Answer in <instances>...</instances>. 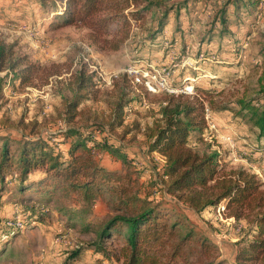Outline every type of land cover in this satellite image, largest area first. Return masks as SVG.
Masks as SVG:
<instances>
[{"label":"rangeland","instance_id":"rangeland-1","mask_svg":"<svg viewBox=\"0 0 264 264\" xmlns=\"http://www.w3.org/2000/svg\"><path fill=\"white\" fill-rule=\"evenodd\" d=\"M160 1L163 6H180L179 13H169L163 32L158 33L161 11L154 7L142 20L131 21L121 49L110 52L94 45L89 29L80 24L56 28L58 7L42 6L36 0H0V47L11 52L0 78L14 62H21V68L30 63L40 68L29 84H5L0 99V134L50 139V135L65 131L69 126L63 120V103L72 96V75L83 66L89 70L95 66L106 81H96L92 99L83 103L82 116L70 127L107 126L120 88L128 91L126 99L131 102L124 109L123 127L107 133L126 161L107 151L94 149L93 153L106 169L136 178L135 189L141 195L157 192L151 184L163 158L157 153L145 154L146 129L169 97L183 94L149 93L132 85L126 70L135 66L164 71L175 90L188 87L191 96H184L198 98L203 106L205 128L188 146L200 154L216 152L224 172L255 174L264 191V140H258L257 130L239 113L237 104L240 99L256 103L259 97V79L264 73V0L230 4L224 15L221 9L226 0ZM118 29L117 24L111 26L112 31ZM100 135H96L97 142ZM57 148L64 153L67 147ZM38 196L33 189L19 192L14 171L0 182V228L7 219L5 226L16 228L18 234L9 243L0 241V264H117L96 254L90 245L101 225L113 216L105 196L86 206L81 196L61 189L46 203L40 199L27 202ZM224 205L188 214L217 244L219 259L233 262L234 244L252 238L256 215L229 217ZM24 207L43 212L42 219L21 216ZM76 251L78 256L73 255Z\"/></svg>","mask_w":264,"mask_h":264},{"label":"trees","instance_id":"trees-1","mask_svg":"<svg viewBox=\"0 0 264 264\" xmlns=\"http://www.w3.org/2000/svg\"><path fill=\"white\" fill-rule=\"evenodd\" d=\"M36 1L42 6L60 9L55 11L56 28L80 24L89 29V38L94 45L110 52L121 49L131 21L142 20L146 13L157 7L162 14L158 33H162L169 13H179L180 8L163 6L160 0ZM241 2L255 3L254 0H226L221 13L224 15L230 4L238 6ZM220 22L224 23L225 18L222 17ZM113 24L119 29L112 31ZM10 55L11 52L8 54L3 46L0 47V71L5 69ZM21 67V62L12 63L5 77L0 78V99L6 83L29 84L40 71L39 66L31 63ZM123 77L127 78L125 74ZM72 85V96L63 103V120L69 126L65 131L50 135V139L40 135L26 137L20 134L11 138L8 134H0V182L14 171L19 192L33 189L39 195V198L25 200L27 202L40 199L46 203L61 189L81 196L86 206L105 196L113 216L101 225L96 240L90 245L96 254L117 264H264V191L261 183L255 174L245 170L222 171L216 152L200 154L188 146L189 140L201 135L205 128L203 106L198 98L169 97L160 106L159 116L147 127L145 154H159L163 164L154 177L158 184L155 181L151 184L157 192L141 195L135 189L136 178L106 169L93 153L94 149L107 151L126 161V156L113 148L109 134L123 127L124 109L131 102L126 99L129 92L120 88L107 126L93 123L89 127L73 128L70 126L82 116L80 107L92 99L90 93L97 88L94 72L86 66L81 67L72 75ZM258 95L256 103L240 99L237 104L239 113L248 117L261 141L264 140V73L259 79ZM97 134H102L99 142ZM60 145H66L64 153L57 148ZM223 202L229 217L240 219L245 213L256 215L252 238L234 244L233 262L219 259L217 244L188 214H200ZM31 211L34 209L24 207L20 215L35 221L43 215V212ZM8 222L6 219L0 228L2 244L18 235L16 228L5 226ZM73 255H77V251Z\"/></svg>","mask_w":264,"mask_h":264},{"label":"built area","instance_id":"built-area-1","mask_svg":"<svg viewBox=\"0 0 264 264\" xmlns=\"http://www.w3.org/2000/svg\"><path fill=\"white\" fill-rule=\"evenodd\" d=\"M90 71L94 72L96 81H106L102 72L95 66H91ZM126 73L130 76L132 85L141 86L149 93L164 92L169 95L177 93L189 95L191 93L188 87H185L184 90H175L172 84H170L169 73H165L164 71L146 70L129 66ZM205 112L208 114L209 110L206 108ZM14 225L19 226V223L16 222Z\"/></svg>","mask_w":264,"mask_h":264}]
</instances>
